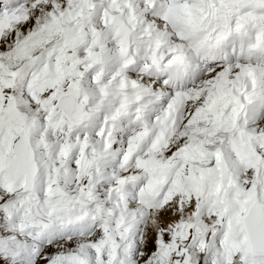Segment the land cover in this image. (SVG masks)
Returning <instances> with one entry per match:
<instances>
[{"label":"snow or ice","instance_id":"1","mask_svg":"<svg viewBox=\"0 0 264 264\" xmlns=\"http://www.w3.org/2000/svg\"><path fill=\"white\" fill-rule=\"evenodd\" d=\"M0 264H264V0H0Z\"/></svg>","mask_w":264,"mask_h":264}]
</instances>
